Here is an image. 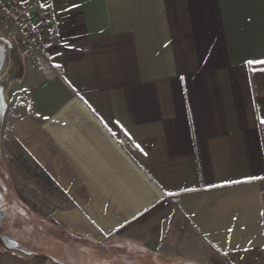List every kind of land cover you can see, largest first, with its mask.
Masks as SVG:
<instances>
[{
	"label": "crops",
	"instance_id": "crops-1",
	"mask_svg": "<svg viewBox=\"0 0 264 264\" xmlns=\"http://www.w3.org/2000/svg\"><path fill=\"white\" fill-rule=\"evenodd\" d=\"M22 1L42 44L0 21V264H62L33 232L101 253L72 264H264V0Z\"/></svg>",
	"mask_w": 264,
	"mask_h": 264
},
{
	"label": "rangeland",
	"instance_id": "rangeland-1",
	"mask_svg": "<svg viewBox=\"0 0 264 264\" xmlns=\"http://www.w3.org/2000/svg\"><path fill=\"white\" fill-rule=\"evenodd\" d=\"M10 26V25H9ZM12 27H7V29H11ZM13 48L15 53L18 55H20L19 52H27L29 50V48L26 47H21V46H16L15 43L13 44ZM32 49V48H30ZM37 49V48H36ZM35 49V50H36ZM34 50V49H32ZM17 55V56H18ZM18 56V57H19ZM15 59V63H17L18 65L19 62H17V58L14 57ZM20 67V66H19ZM27 69V68H26ZM18 70V69H17ZM21 70V68H20ZM33 71V70H32ZM32 75L29 74L28 69H27V73L25 74V76H19V74L17 73H12L10 74H6V76L4 77V81L6 84V95L7 98L10 100V104H11V108L15 109L16 107V102L18 99V95L19 94H23V92L25 91L24 88L26 85H24L25 82H31L32 81ZM7 124V123H6ZM5 124V125H6ZM2 212V210L0 209V213ZM31 220V219H30ZM32 225H34L35 223L32 222ZM36 228V227H35ZM19 229V228H18ZM17 229V230H18ZM14 230L13 232H7L4 234H0V235H7L10 239L12 237H14L17 240V237L20 239V235L21 232ZM50 237H52V235L50 234ZM27 239V241L25 239H21L24 240V243L22 242H17V241H13V243L16 245H18V248L22 251V253H38L36 255H40L45 257L47 260L50 261H60L62 262V264H72V261L75 259H86L85 257L87 256L88 258H96L97 256H101V253L99 251H96L95 249H93V247H90L89 245L86 246L87 244H77L76 245L73 244H69L68 239L63 240L64 236L61 235L59 236L60 241H61V245L62 248H58V246L56 245V243H54L52 238H49V236H47V234L43 233V232H38V233H30L29 237L27 238L26 236L24 237ZM32 239L33 240H37L38 241V245L34 246L33 248V243H32ZM40 239V240H39ZM20 243V244H19ZM64 243L66 244V246H64ZM88 260V259H87Z\"/></svg>",
	"mask_w": 264,
	"mask_h": 264
},
{
	"label": "built area",
	"instance_id": "built-area-1",
	"mask_svg": "<svg viewBox=\"0 0 264 264\" xmlns=\"http://www.w3.org/2000/svg\"><path fill=\"white\" fill-rule=\"evenodd\" d=\"M40 7L41 2L36 0ZM0 21L9 24L19 44L26 48H37L42 44L41 31L30 16L29 7L22 0H0Z\"/></svg>",
	"mask_w": 264,
	"mask_h": 264
},
{
	"label": "trees",
	"instance_id": "trees-1",
	"mask_svg": "<svg viewBox=\"0 0 264 264\" xmlns=\"http://www.w3.org/2000/svg\"><path fill=\"white\" fill-rule=\"evenodd\" d=\"M43 171V170H42ZM45 175H44V177L48 180V181H50V183H53L54 184V182L52 181V179L46 174V173H44ZM33 203V205L34 206H37V201H32ZM40 204V203H39ZM69 205H71L72 204V202H69L68 203ZM38 206H41V205H38ZM0 245L3 247V248H6V249H8V247H6L5 245H8L7 244V242L5 241V239L4 238H2L1 236H0ZM10 249H12V248H10Z\"/></svg>",
	"mask_w": 264,
	"mask_h": 264
},
{
	"label": "snow or ice",
	"instance_id": "snow-or-ice-1",
	"mask_svg": "<svg viewBox=\"0 0 264 264\" xmlns=\"http://www.w3.org/2000/svg\"><path fill=\"white\" fill-rule=\"evenodd\" d=\"M261 122L264 123V120H262Z\"/></svg>",
	"mask_w": 264,
	"mask_h": 264
}]
</instances>
